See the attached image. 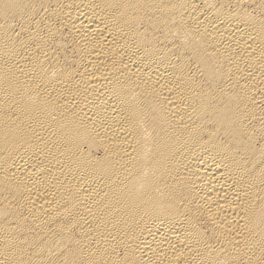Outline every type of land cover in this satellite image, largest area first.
<instances>
[{
	"label": "bare ground",
	"instance_id": "1",
	"mask_svg": "<svg viewBox=\"0 0 264 264\" xmlns=\"http://www.w3.org/2000/svg\"><path fill=\"white\" fill-rule=\"evenodd\" d=\"M0 264H264V0H0Z\"/></svg>",
	"mask_w": 264,
	"mask_h": 264
}]
</instances>
